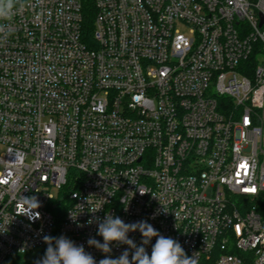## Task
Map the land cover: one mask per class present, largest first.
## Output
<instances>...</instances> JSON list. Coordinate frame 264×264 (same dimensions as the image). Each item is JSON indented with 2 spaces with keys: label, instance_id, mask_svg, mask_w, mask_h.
<instances>
[{
  "label": "built area",
  "instance_id": "obj_1",
  "mask_svg": "<svg viewBox=\"0 0 264 264\" xmlns=\"http://www.w3.org/2000/svg\"><path fill=\"white\" fill-rule=\"evenodd\" d=\"M88 1L26 0L0 39V264L40 259L44 235L98 264L87 240L103 242L108 214L146 220L199 264H257L264 0H93L91 38ZM32 196L40 206L21 214Z\"/></svg>",
  "mask_w": 264,
  "mask_h": 264
},
{
  "label": "clouds",
  "instance_id": "obj_2",
  "mask_svg": "<svg viewBox=\"0 0 264 264\" xmlns=\"http://www.w3.org/2000/svg\"><path fill=\"white\" fill-rule=\"evenodd\" d=\"M25 6L26 0H0V39L8 38L11 21ZM21 200L28 209L21 214H27L40 206L35 196L21 197ZM92 222L89 221L90 224ZM95 222L98 228L96 234L103 238V242L90 237L87 244L106 254L98 264H199L197 253H193L192 256L187 255L177 240L165 237L146 220L125 223L120 217L108 214L102 220L96 218ZM136 231L142 236L140 245L129 237V233ZM153 237H156V241L149 255L145 245L151 243ZM43 242L47 245L45 253L35 261V264H97L95 258L85 251L83 245H77L67 236L44 235ZM114 242L117 245L128 246L116 258L109 255ZM257 255L260 257L257 264H264V254L258 252Z\"/></svg>",
  "mask_w": 264,
  "mask_h": 264
},
{
  "label": "trees",
  "instance_id": "obj_3",
  "mask_svg": "<svg viewBox=\"0 0 264 264\" xmlns=\"http://www.w3.org/2000/svg\"><path fill=\"white\" fill-rule=\"evenodd\" d=\"M94 15H95V9H94L93 0H89L85 6V21H84L85 33L87 38H91ZM68 202H69L68 193L66 189L60 193L58 199L55 201L54 207L51 208V212L56 219L55 233L58 232L61 221L64 218L66 209L68 207ZM259 211L261 212L262 215H264V197L261 200ZM5 264H35V261L27 259L26 255L24 254L16 253L10 255L7 258Z\"/></svg>",
  "mask_w": 264,
  "mask_h": 264
},
{
  "label": "rangeland",
  "instance_id": "obj_4",
  "mask_svg": "<svg viewBox=\"0 0 264 264\" xmlns=\"http://www.w3.org/2000/svg\"><path fill=\"white\" fill-rule=\"evenodd\" d=\"M184 32H187L188 29H182ZM1 149V147H0ZM42 250L41 249H38L37 251L33 252V253H30L28 255H26V258L29 259V260H32V261H36L39 254H41Z\"/></svg>",
  "mask_w": 264,
  "mask_h": 264
}]
</instances>
